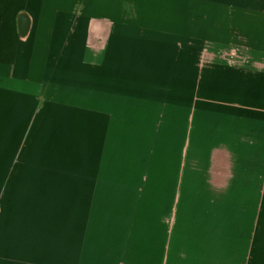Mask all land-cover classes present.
Wrapping results in <instances>:
<instances>
[{
	"label": "crops",
	"instance_id": "0c3cea01",
	"mask_svg": "<svg viewBox=\"0 0 264 264\" xmlns=\"http://www.w3.org/2000/svg\"><path fill=\"white\" fill-rule=\"evenodd\" d=\"M125 1L0 0V264H264V0Z\"/></svg>",
	"mask_w": 264,
	"mask_h": 264
},
{
	"label": "rangeland",
	"instance_id": "374dc122",
	"mask_svg": "<svg viewBox=\"0 0 264 264\" xmlns=\"http://www.w3.org/2000/svg\"><path fill=\"white\" fill-rule=\"evenodd\" d=\"M125 2H131V0H126ZM240 46V47H239ZM239 46H228L226 48H223L224 50L222 55V60H224L228 65L233 66L235 65L238 67L237 69H241V66L243 65V62L246 60L244 55H242L241 52H243L242 48H245L244 45ZM202 76V75H201ZM232 75H229L228 73H223L220 76H216L213 74H206L205 75V87L204 89H197L194 92L195 97H202V98H218L222 104L228 103L233 104L235 101L243 96L247 90L241 89L239 86H233L231 87V83H229L230 77ZM242 77V78H241ZM237 82L244 81L242 80L244 78L241 74H236L234 77ZM254 80L257 78L256 74H253ZM259 79H257L258 81ZM231 84V85H230ZM254 97V99H260V90L254 89L251 93ZM259 258V257H258ZM256 257V259H258ZM254 264H260V260H256Z\"/></svg>",
	"mask_w": 264,
	"mask_h": 264
}]
</instances>
